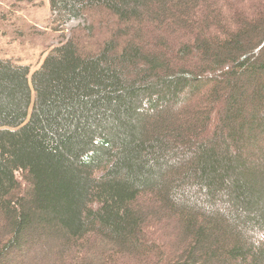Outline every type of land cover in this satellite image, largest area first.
<instances>
[{"label": "trees", "instance_id": "16d2710c", "mask_svg": "<svg viewBox=\"0 0 264 264\" xmlns=\"http://www.w3.org/2000/svg\"><path fill=\"white\" fill-rule=\"evenodd\" d=\"M48 2L119 24L0 58V264H264V0Z\"/></svg>", "mask_w": 264, "mask_h": 264}, {"label": "rangeland", "instance_id": "374dc122", "mask_svg": "<svg viewBox=\"0 0 264 264\" xmlns=\"http://www.w3.org/2000/svg\"><path fill=\"white\" fill-rule=\"evenodd\" d=\"M118 24L108 12L92 9L58 25L52 22L48 0H0V58L27 66L29 79L54 47L73 40L81 53H94L113 37ZM50 258L41 255L29 264H51Z\"/></svg>", "mask_w": 264, "mask_h": 264}]
</instances>
